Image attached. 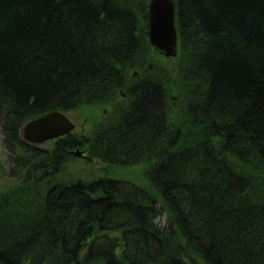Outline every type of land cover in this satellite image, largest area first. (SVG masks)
I'll return each instance as SVG.
<instances>
[{
	"label": "trees",
	"instance_id": "16d2710c",
	"mask_svg": "<svg viewBox=\"0 0 264 264\" xmlns=\"http://www.w3.org/2000/svg\"><path fill=\"white\" fill-rule=\"evenodd\" d=\"M173 1L163 71L150 0H0V138L21 178L0 193V264H264V0ZM100 108L85 137L22 138ZM74 148L140 178L62 182Z\"/></svg>",
	"mask_w": 264,
	"mask_h": 264
},
{
	"label": "rangeland",
	"instance_id": "374dc122",
	"mask_svg": "<svg viewBox=\"0 0 264 264\" xmlns=\"http://www.w3.org/2000/svg\"><path fill=\"white\" fill-rule=\"evenodd\" d=\"M153 61L151 64L147 65L148 69H153L154 66L157 68H161L163 71H173L177 66L178 60L176 59H167L164 57H152ZM135 71L131 73V78H134L132 75ZM147 75V72L144 71L142 75ZM139 78V74L137 75ZM136 78V79H137ZM123 98V97H121ZM175 101V100H174ZM108 114L106 108L100 109H88L86 111H75L66 113L68 118L75 124V129L71 132L73 135L85 137L89 134L90 129L95 121H101L103 117ZM22 135V134H21ZM54 141V140H53ZM48 141L39 147L43 149H50L51 144L53 142ZM79 151L81 153L80 156H75V152ZM84 148H74L69 151L70 158L68 156L66 165L63 171L59 174L58 178L65 182L71 179H83L90 180L93 178L102 177L104 175H108V177L112 176L114 178L127 179L130 181H138L140 175L137 170H114V168L110 165H106L99 160L89 159L87 152H85ZM14 175L15 177L11 176ZM110 175V176H109ZM17 174L11 172V163L9 162V158L3 148L2 141L0 138V193L7 192L9 189L13 188L19 179H16ZM138 185L143 186L142 182H137ZM165 217H161L158 219V222L163 224Z\"/></svg>",
	"mask_w": 264,
	"mask_h": 264
},
{
	"label": "water",
	"instance_id": "95a60500",
	"mask_svg": "<svg viewBox=\"0 0 264 264\" xmlns=\"http://www.w3.org/2000/svg\"><path fill=\"white\" fill-rule=\"evenodd\" d=\"M148 43L161 57L173 59L178 53V36L175 26L173 0H150L148 5ZM136 79L138 74L134 72ZM75 124L66 114L54 111L26 122L22 128L23 140L34 145L69 135ZM75 156L81 153L76 151Z\"/></svg>",
	"mask_w": 264,
	"mask_h": 264
},
{
	"label": "bare ground",
	"instance_id": "6f19581e",
	"mask_svg": "<svg viewBox=\"0 0 264 264\" xmlns=\"http://www.w3.org/2000/svg\"><path fill=\"white\" fill-rule=\"evenodd\" d=\"M138 79V78H137Z\"/></svg>",
	"mask_w": 264,
	"mask_h": 264
}]
</instances>
